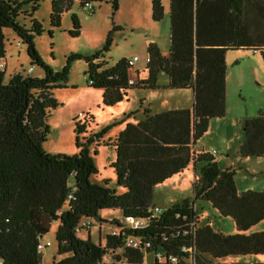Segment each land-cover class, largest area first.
I'll use <instances>...</instances> for the list:
<instances>
[{"label": "trees", "instance_id": "obj_1", "mask_svg": "<svg viewBox=\"0 0 264 264\" xmlns=\"http://www.w3.org/2000/svg\"><path fill=\"white\" fill-rule=\"evenodd\" d=\"M37 1L0 0V58L5 53L3 30L10 28L26 45L30 64L44 72L41 77L16 72L5 79L0 66L3 264H42V249L37 244L54 220L58 221L56 253L50 264H142L145 253L156 251L176 256L174 264H187L188 259L201 264L233 254H264V230L247 233L264 218V187L238 191L234 169H220L212 153L195 152L192 147L210 120L226 112L227 52L258 51L264 72V0H169L168 52L162 54L155 43L148 44L147 74L142 79L137 71L132 77V62L127 58L105 66L104 53L113 32L120 30L116 24L99 50L91 54L71 52L62 69L54 71L35 45V37L43 31L33 17ZM77 1L82 8L90 3L93 11V3L104 0ZM30 3L29 11L24 6ZM119 3L112 0L113 13ZM71 5L72 0H51L50 25L59 27L61 13ZM21 14L30 17V26L18 20ZM162 17L161 0H151L152 20ZM71 21L68 33L76 37L81 25L75 13ZM77 59L87 64V85L102 90L104 105L123 100L130 89H189L192 94L188 108L153 113L142 107L139 121L126 122L112 140L103 143L112 146L115 153L111 163L115 188L107 181L90 180L97 172L92 158L96 149L91 152L90 145H98L109 128L87 132L92 116L73 119L76 153H50L43 148L49 131L47 114L58 105L53 91L65 87L70 64ZM160 74L167 76L165 85L157 81ZM133 115L126 114L121 121ZM240 125L244 138L238 146L239 155L264 156V108L242 118ZM190 163L200 165L194 173L192 197L154 213V186L180 174ZM197 199L208 201L219 215L231 217L236 232L225 234L209 224L197 226ZM108 209H119L121 217L101 215ZM95 221L100 236L93 240L90 229ZM105 224L111 226L106 232L101 229ZM130 240L137 245L128 244ZM106 254L109 261L103 258Z\"/></svg>", "mask_w": 264, "mask_h": 264}, {"label": "rangeland", "instance_id": "obj_2", "mask_svg": "<svg viewBox=\"0 0 264 264\" xmlns=\"http://www.w3.org/2000/svg\"><path fill=\"white\" fill-rule=\"evenodd\" d=\"M168 1L161 0L163 17L154 21L151 18V0H120L115 13L111 7L112 0L93 3L94 10L91 12L80 7L77 0H72L70 9L61 13L60 26L53 27L50 25L49 19L51 0H38V8L33 17L42 24L43 31L35 37L36 48L42 60L54 71H59L71 52L91 54L99 50L105 41L107 32L113 24H116L120 30L113 32L112 43L109 50L104 53L105 66H111L119 59L127 58L132 62V77H135L133 71H137L138 77L142 79L147 74L145 66L148 44L155 43L162 54L168 52L170 29ZM30 6L31 3L25 5L24 8L30 11ZM72 13L78 16L81 25L80 34L76 37H72L68 33V30L72 28ZM18 20L22 24L30 26L28 15L21 14ZM3 33L5 53L0 58V66L2 68L6 66L3 70L4 78L7 79L16 72L36 77L43 76L44 72L40 66L30 64L26 45L18 39L16 33L10 28H5ZM134 56L137 57L136 60H133ZM226 61L228 69V72L226 70V112L224 116L210 120L206 132L195 141L193 150L212 153L220 169L227 166L234 169V179L238 191L261 190L264 187V156L259 159L252 156L242 157L238 153V146L244 137L240 120L246 116H254L259 109L264 108L262 58L258 51L239 49L227 52ZM29 67L33 69L28 73ZM86 67L87 64L82 59L72 61L65 87L54 89L53 95L57 99L58 105L50 109L47 114L46 122L49 131L43 148L50 153L61 152L70 155L76 153L78 149L75 146L73 119L83 120L92 116V122L87 127V132L95 134L105 127L109 128L103 134L98 145H90L91 152L93 147L96 149L92 158L97 170L90 176V180L95 183L107 181L110 188H115V179L111 169L115 153L112 146L103 143L112 140L123 129L126 122L136 123L139 121L142 107H150L149 109L156 113L154 109L173 105L176 95H171L169 92L172 91L165 89H130L123 100L110 106L104 105L102 90L87 85ZM157 81L159 84L167 82V76L160 74ZM183 93L192 95L190 90L176 91L175 94ZM175 101V105H179L181 99L178 97ZM131 112H134L131 119L129 117L121 121L124 115ZM253 160H257V163ZM199 167L200 165L195 171H198ZM195 171L193 163H190L188 168L180 174L155 185L152 204L157 202L159 205L158 203L166 202V205L169 206L172 203L170 201L174 203L184 198H191ZM69 181L72 183L73 178H70ZM116 189L118 193L121 192L118 187ZM194 209L198 220L197 226L209 224L213 229L220 230L225 234L236 232L233 219L219 215L208 201L195 200ZM101 215L119 218L121 211L108 209L102 211ZM261 222H264V218L259 223ZM57 224L58 221H51L49 230L43 235L42 241L50 242V244L41 251L42 264H50L56 253L55 230ZM262 224L264 225V223ZM107 225L105 224L103 227L104 232L111 229V226ZM254 227L255 225L247 233ZM97 228L98 223L95 221L91 227L93 240L97 239ZM230 230L232 232H229ZM153 255L152 252L145 253L147 260L153 258ZM103 258L109 261V254L104 255ZM192 261L196 262L195 259Z\"/></svg>", "mask_w": 264, "mask_h": 264}, {"label": "crops", "instance_id": "obj_3", "mask_svg": "<svg viewBox=\"0 0 264 264\" xmlns=\"http://www.w3.org/2000/svg\"><path fill=\"white\" fill-rule=\"evenodd\" d=\"M225 61H226V57H225ZM226 64H227V61H226ZM5 67L3 69H5ZM227 72H228V69H227ZM226 82H227V80H226ZM166 83L167 82H163L161 85H165ZM160 89H165V90L172 91V92H169V93H171V95H176V98L179 97L181 99V101H180L179 105H175L176 104V101H175L176 98H174L175 100H174L173 105H171L170 107H165L164 106V107H161V109H154L155 112H160V111H163V110L175 109V108H188V107H191V104H192V95L189 96V94H187V93L175 94L176 91L189 90V89H179V90L178 89H176V90H174V89H167V88H160ZM226 94H227V88H226ZM145 96H147V95H145ZM240 143H241V141H240ZM257 159H259V157ZM253 161L255 163H257L256 162L257 160H253ZM198 166H199L198 163L193 165L194 171L197 170V167ZM229 167L230 166H227L225 168H229ZM170 202L173 203V201H170ZM158 204L159 205H157V202H155L152 205L157 206V207H160V208H164V207H167L168 206V205H166L167 204L166 202H164V203H158ZM110 216H112V215H110ZM262 223H264V222H261L259 224H255V227L252 228L249 231V233L263 231L264 230V225ZM259 225H263V226L258 227ZM101 229L103 230V226L101 227ZM99 230L100 229L97 228V238L100 236L99 235L100 234L99 233ZM229 232H232V231L230 230ZM90 234H92V230L91 229H90ZM233 255L234 256H231V255L226 256V257H224L221 260L216 261V262L214 261V262H211V263H201V264H264V254H243V255L242 254H233ZM53 257H54V255H53ZM142 264H156L155 263L154 255H153V258H150L149 260H147L146 257H145V255H144ZM187 264H198V263L192 261V259H188Z\"/></svg>", "mask_w": 264, "mask_h": 264}, {"label": "built area", "instance_id": "obj_4", "mask_svg": "<svg viewBox=\"0 0 264 264\" xmlns=\"http://www.w3.org/2000/svg\"><path fill=\"white\" fill-rule=\"evenodd\" d=\"M86 8H87V10L89 11V12H91L92 10V5L90 4V3H88L87 4V6H86ZM136 56H134L133 57V60H136ZM32 70V67H29L28 69H27V71L29 72V71H31ZM69 196H71L70 194H69ZM159 211H161V208L160 207H157V206H155L154 207V209H153V212L154 213H158ZM135 224L137 225L138 224V221H136L135 222ZM43 238V237H42ZM42 238L40 239V241L38 242V244H37V248L38 249H43L45 246H47V245H49L50 244V242H43L42 241ZM130 243H132V245H137V242H133L132 240H130L129 242H128V244H130ZM183 250H185L186 248L185 247H183L182 248ZM154 258H155V260H157V262L158 263H175L176 261H177V258H176V256H173L172 254H169V255H165V254H163V252H161V251H156L155 253H154ZM194 260V259H193ZM0 264H3V262L0 260Z\"/></svg>", "mask_w": 264, "mask_h": 264}, {"label": "water", "instance_id": "obj_5", "mask_svg": "<svg viewBox=\"0 0 264 264\" xmlns=\"http://www.w3.org/2000/svg\"><path fill=\"white\" fill-rule=\"evenodd\" d=\"M194 145H195V142L194 143H192V146L194 147Z\"/></svg>", "mask_w": 264, "mask_h": 264}]
</instances>
